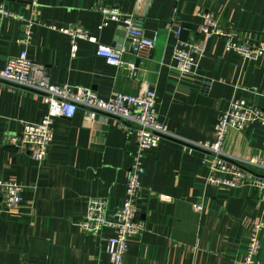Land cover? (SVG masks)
<instances>
[{
  "label": "crops",
  "instance_id": "1",
  "mask_svg": "<svg viewBox=\"0 0 264 264\" xmlns=\"http://www.w3.org/2000/svg\"><path fill=\"white\" fill-rule=\"evenodd\" d=\"M0 3L18 15L0 20L3 68L24 49L23 25L33 16L29 0ZM98 5L141 16L146 36L159 34L156 47L125 55L121 67L108 64L98 45L124 44L125 30L115 23L99 29ZM202 11L212 13L224 30L264 44V0H40L34 18L28 54L44 66L53 85L87 88L103 99L155 90L159 119L175 136L146 152L138 202L145 231L129 241L125 264H240L261 217L257 190L207 184L205 152L189 144L215 142L216 124L232 99L245 98L264 110V56L244 61L225 50L224 40H206L198 32L202 20L196 14ZM184 23L197 33L196 44L185 43L204 50L197 74L186 77L175 70L172 46L174 31ZM76 26L90 31L97 43L80 40L73 57L61 29ZM46 113L42 94L0 82V178L25 186L18 213L6 214L0 205V264H109L113 230L95 236L78 222L88 198H102L111 211L122 202L135 136L119 128L116 118L100 113L90 120L88 110L79 108L73 118L55 120L54 141L38 163L12 142L24 124L40 123ZM223 151L228 161L264 177V170L247 163L264 155V126L230 130ZM258 260L264 264V231Z\"/></svg>",
  "mask_w": 264,
  "mask_h": 264
},
{
  "label": "built area",
  "instance_id": "2",
  "mask_svg": "<svg viewBox=\"0 0 264 264\" xmlns=\"http://www.w3.org/2000/svg\"><path fill=\"white\" fill-rule=\"evenodd\" d=\"M33 19L23 25V36L19 42L24 46L22 52L11 57L3 68H0V82L13 87L26 88L43 95L47 113L40 123H26L21 135L13 140V149L26 152L38 163L48 156L49 148L55 137L54 122L58 118L71 119L79 108L88 110V118L94 120L97 114H106L118 120V127L135 136L136 151L132 157L122 202L112 211L102 198L91 197L87 200V209L78 222L79 228L87 234L98 236L103 229L110 228L113 235L107 240L109 264H125L129 241L145 231L140 219L139 199L142 192L140 181L146 152L156 148L164 138H175L168 126L159 119L156 112L157 94L147 89L143 93H117L109 99H103L94 91L70 85H53L43 65L29 57L28 48L32 42L34 18L40 6V0H29ZM102 14L99 29L111 23L120 24L125 30L124 44L112 48L98 45V55L112 66L121 67L123 57L127 54H141L153 50L159 34L149 38L145 33V21L141 16L124 13L117 6L98 5ZM196 17L202 20L199 34L206 40L222 39L227 52H235L244 61L257 60L264 56V44H259L247 37L224 30L215 16L209 12H199ZM18 20V15L5 4L0 3V20ZM61 32L70 38L71 54L76 57L80 40L97 43V38L90 31L81 27H64ZM180 29L174 31L177 38L173 46L175 70L180 76L196 75L199 60L204 50L198 45L182 43L178 40ZM264 126V110L245 98H235L221 114L215 127L216 140L213 143H189L191 148H200L205 152L204 164L209 170L207 184L220 188H246L257 190L260 197L261 217L253 224L249 234L246 252L240 264H261L258 260L260 239L264 231V177H258L240 167L238 162L227 160L223 151L227 133L230 130L245 132L254 125ZM248 165L264 170V155L254 156L247 160ZM25 186L14 181L0 178V205L6 214H16L23 203ZM195 210H203L196 205Z\"/></svg>",
  "mask_w": 264,
  "mask_h": 264
},
{
  "label": "water",
  "instance_id": "3",
  "mask_svg": "<svg viewBox=\"0 0 264 264\" xmlns=\"http://www.w3.org/2000/svg\"><path fill=\"white\" fill-rule=\"evenodd\" d=\"M196 37H197V33L193 30L192 24H190V23H184L181 26V28H180V35H179V40L181 42H183V43L189 42L191 44H196L197 43ZM139 65H140V60L137 59L136 62H135V74L138 73ZM170 139L175 140L174 138H170ZM176 141H178V140H176ZM178 142H180V141H178ZM229 162L235 163V161H229ZM240 167L243 170L247 171V172H250V173L255 174L254 171H252V170H250V169H248V168H246L244 166H241L240 165Z\"/></svg>",
  "mask_w": 264,
  "mask_h": 264
}]
</instances>
